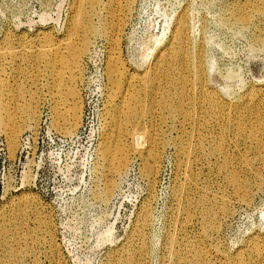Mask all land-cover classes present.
<instances>
[{
    "label": "rangeland",
    "instance_id": "obj_1",
    "mask_svg": "<svg viewBox=\"0 0 264 264\" xmlns=\"http://www.w3.org/2000/svg\"><path fill=\"white\" fill-rule=\"evenodd\" d=\"M262 3L132 0L118 36L107 34L108 40L107 35H91L83 52L74 56L69 49L64 54L45 53L47 44L71 34L73 0H0V52L5 47L9 51L0 58L5 83L0 87V101L11 114L10 119L0 114V264L7 259L6 247L14 255L5 264H108L131 235L146 199L150 223L137 263L170 264L165 240L179 215L175 186L190 172L185 165L193 157L195 138L206 133L194 120L186 129L177 128L167 117V108L144 99L138 108L142 127L155 126L164 140L159 144L154 180L149 181L142 171L140 158L131 155L105 194L104 183L111 175L100 164L99 150L104 131H110L114 122V105L109 102L117 103L107 76L108 46L116 41L126 68L141 70L152 61L156 40L161 44L168 39L184 11L189 48L205 70L203 82L224 100L234 99L253 85H264V13L255 10ZM21 47L26 52L18 56L15 53ZM72 47L81 45L73 43ZM55 71L63 76L61 85L54 79ZM68 88L75 90L76 97ZM55 100L67 114L71 108L78 110L76 123L54 116ZM28 107L35 111L33 119L27 116ZM10 130L16 131L14 146L7 142L5 131ZM181 135L186 136L187 153L185 163L177 167L174 142ZM143 139L131 141L144 146ZM240 149L250 160H258L253 147L241 145ZM210 154L203 147L191 172H199L204 189L220 188L229 195L230 211L218 222L219 231L211 234L214 239L204 238L207 246L215 243L210 247H220V253L227 255L253 234L264 238V169L260 181L254 173L239 171L240 177L247 174L250 183L248 198L241 200L225 186L224 175ZM194 195L198 198L200 193ZM184 231L193 235L199 229L189 225Z\"/></svg>",
    "mask_w": 264,
    "mask_h": 264
},
{
    "label": "bare ground",
    "instance_id": "obj_2",
    "mask_svg": "<svg viewBox=\"0 0 264 264\" xmlns=\"http://www.w3.org/2000/svg\"><path fill=\"white\" fill-rule=\"evenodd\" d=\"M131 4L132 0H73V13L69 20L71 34L61 37L55 44H47L50 47L45 53L64 54L69 49L70 54L77 56L83 52L91 35L118 36ZM240 10L242 9H237L238 12ZM255 10L263 14L264 4H259ZM237 19L240 20L239 17ZM186 33L187 15L183 11L177 17L168 39L161 44L159 39L156 40L153 59L149 64H143L144 67L141 70L126 68L116 41L113 40L112 46H108L107 76L112 84L110 94L113 100H117V103L111 100L109 102V105H114L112 108L114 122L110 126V131H104L99 150L100 164L111 175V179L105 180L104 192L108 194L112 190L116 183L114 178L126 169L131 155L140 158L142 171L149 181L154 180L158 169L159 144L164 140H161L160 133L157 135L158 129L155 126L142 127L139 110H141L140 105L144 99L151 103L157 102L160 107L167 108V117L173 120L177 128L186 129L191 120H194L198 127L206 133L203 138H195V144L191 148L193 157L189 156V163L185 165L190 172L186 173V178L182 183H176L175 186L174 194L178 198V208L177 206L176 208L179 215H176L172 228L166 232L165 246L168 256L165 257L167 259L169 257L170 264H264V238L262 239L258 234L249 236L243 243L244 245L236 251L233 250L235 252L232 254H229L230 252L227 255L221 254L220 247H210L215 243L206 245L204 238L210 235L214 239L211 234L216 233L217 227L220 228L218 222L229 213L230 198L220 188L212 189L213 191L208 188L204 189L205 184L200 182L201 178L197 175L199 172H191V167L198 159L202 148L207 147L208 152L215 157L218 169L224 175L225 186L231 187L230 191L233 192L231 194H235L241 200L248 198L250 183L245 179L247 174H244L243 179L239 171L254 173L255 179L259 181L263 178L261 170L264 169V85H253L246 92L230 100H224L212 89L209 91L203 82L205 70L202 69L200 63L196 62V57L189 48ZM75 34L77 35L76 41ZM109 35H107L108 40H110ZM73 43L81 45V48H71ZM16 51L15 54L18 56L26 52L22 47ZM8 54V47H5L0 52V58H5ZM55 74L57 77L54 78L55 81L61 85L63 76L56 71ZM191 81L193 82L192 87ZM0 87H5L1 76ZM67 90L73 97H76L74 89L68 88ZM169 97L172 98L171 102H169ZM58 102L59 100H55L52 105L54 116L61 117L62 121L73 119L76 123L79 118L78 110L71 108L72 111L67 114ZM0 114L6 115L7 119L11 118L3 101H0ZM27 116L33 119L34 109L28 107ZM57 124L62 125L61 121H57ZM5 132L8 145L14 146L17 138L16 131ZM137 137L139 140L140 137L145 139L144 146L131 141ZM174 143L178 156L177 167H180L185 163L187 153L186 136H179ZM241 145L253 147L258 151V160L257 158L250 160L247 155L241 153ZM196 192L200 193L198 198H194L197 196V194L194 195ZM137 216L136 224L131 235H128L124 247L122 246L118 255L113 256L108 264H140L137 262H139L138 258H142L141 246L147 240L144 239V232L150 223L149 199L142 202ZM189 225L198 228V233L186 234L184 230ZM1 228L6 231L5 226ZM6 250L7 259L5 262L2 261L3 264L14 255L13 249L6 247Z\"/></svg>",
    "mask_w": 264,
    "mask_h": 264
}]
</instances>
